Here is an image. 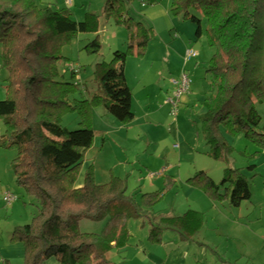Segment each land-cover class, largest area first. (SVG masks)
<instances>
[{
	"label": "trees",
	"instance_id": "16d2710c",
	"mask_svg": "<svg viewBox=\"0 0 264 264\" xmlns=\"http://www.w3.org/2000/svg\"><path fill=\"white\" fill-rule=\"evenodd\" d=\"M131 0H105L103 15L127 32V49L116 50L110 62H97L93 79L98 92L89 100L69 102L77 92L73 82L58 81L60 47L71 37L96 32L98 17L87 14L75 21L64 9L39 7L34 0H0L1 57L7 69L6 94L0 100L3 130L0 148L14 149L12 170L16 185L39 202V212L30 223L14 227L10 240L23 245V264H112L107 254L124 247L130 235L128 219L146 218L147 240L160 244L163 229L177 231L193 240L203 225V214L187 210L177 217H156L152 208L161 191L143 194L141 204L126 194L125 181L112 176L96 184L91 170L83 184L75 186L84 153L93 145L92 110L103 107L122 124L134 119L131 91L124 64L128 56L144 55L153 37L151 27L128 16ZM171 12L194 25V36L206 24L207 43L216 49L208 63L212 86L202 104L201 132L209 147L207 155L225 164L216 183L198 171L186 180L211 201H226L239 207L251 191L239 168L229 167L233 147L224 135H243L256 145L264 144V127L254 101L264 104V0H170ZM98 54L97 38L85 46ZM76 80V71L70 70ZM76 112L78 128L61 126L64 114ZM255 164L247 169L254 171ZM109 214L101 232H81L79 222L99 221ZM95 256L93 262L91 257ZM3 264H11L4 260Z\"/></svg>",
	"mask_w": 264,
	"mask_h": 264
},
{
	"label": "rangeland",
	"instance_id": "374dc122",
	"mask_svg": "<svg viewBox=\"0 0 264 264\" xmlns=\"http://www.w3.org/2000/svg\"><path fill=\"white\" fill-rule=\"evenodd\" d=\"M34 1L39 7L50 5L54 8L64 9L71 14L73 20L78 22L83 21L87 14H94L98 17L96 32L77 34L71 37L68 43L62 44L59 51L62 58L57 63L58 81H71L77 86V92L69 97V102L73 104L75 101L89 100L94 93L98 92V86L92 74L94 65L97 62L108 63L111 61L114 51L127 49L126 29L122 25H116L111 18L103 15L105 0ZM142 3L145 4V7L141 6ZM170 5V0H131L128 16L133 22H141L143 25L151 27L153 37L148 42L144 55L127 57L128 75L131 81L143 75L145 81L139 87H146L148 92L145 95L141 88L139 90L138 87L135 88L132 98L134 119L129 124L120 123L101 106L92 110L91 127L96 131V136L93 145L84 153L75 181V185L79 180L82 185L84 175L89 169L96 184L104 183L109 181L112 176L118 177L121 174V179L125 181L126 194H136V201L141 204L142 194L152 192L155 187L166 185L168 188L174 179L178 186L172 189V193L164 195L156 204L154 210L156 214L153 212L155 216L165 215L172 210L176 211L179 203L185 199L184 193L188 187L186 177L189 173L197 171L195 166L200 167L201 165L208 169L211 177L217 183L221 180L219 173L225 167L223 162L214 161L202 154V149L205 147L207 150L209 147L201 138L200 122L199 118H196L199 113L204 111L202 104L207 91L212 86L211 74L207 68L216 49L207 43L204 21L201 24L202 35L196 39L194 25L183 20L181 16H175L171 12ZM94 38H97L100 44V50L96 55L89 54L85 49L86 44ZM181 49L183 52L179 55ZM188 50L194 51L199 56L196 59L185 61V54ZM169 54L173 58H171V62L175 67L177 63L179 68L183 63L187 64L185 69L182 68L189 73L193 80L190 97H187L185 93L181 95L177 111L174 114H172V107L166 101L172 97L173 92V85L171 86L169 82L172 78H178L179 75L176 74L177 70L166 65ZM70 70L76 71V74L79 72L76 80L71 79ZM6 78L7 69L1 57L0 46V100L5 98ZM155 80L161 81V90L153 86ZM160 93L163 95L161 98L158 95ZM254 105L261 116L260 127L263 128L264 104L254 101ZM163 107L167 110L170 122L160 125L158 123L161 122H158V118L161 115L146 116L147 108ZM176 118L178 123L175 122ZM112 122L122 127L118 129L114 124H111ZM78 123L79 117L76 112L64 114L60 121L61 126L69 130L77 129ZM0 127L3 130L1 120ZM197 134L201 142L199 147L195 146ZM224 137L233 147V154L229 158V167L239 168L246 177L251 191V199L243 202L240 208L228 207L226 201H217V203L224 204L235 215L238 213L246 216L247 223L251 228L256 229L258 226H263L261 231L264 232V144L256 145L241 134L224 135ZM180 145L183 148L188 146L193 149L192 159H182L181 161L178 159ZM168 148L171 150L169 154L166 153ZM15 155L14 149L0 148V254L14 253L10 263L23 264V258L18 257L17 259L16 251L19 250L20 243L11 241L9 237L14 227L30 223L38 214L40 206L33 195L16 185L12 170V161ZM249 164L257 165L254 171L247 169ZM149 173L154 175V177L151 176L152 179L148 177ZM152 181L156 183L154 188H148L149 182ZM176 190H178V199L172 204ZM5 192H11L16 196V200L10 205H6L2 201ZM227 212L228 210L223 208L220 213ZM108 218L109 214L99 221L81 220L79 230L81 232H101ZM210 218L209 223L212 225L216 220L220 221L218 215L213 217V220ZM129 222L134 228L135 240L139 241L141 234L148 230L147 219L144 217L129 219ZM163 234L173 233L171 230H165ZM17 244L18 247H14ZM133 252V250L129 251L128 259L132 257ZM1 257L0 264H3V261L8 258ZM48 260L52 262L54 258ZM140 263L133 256V261L129 264Z\"/></svg>",
	"mask_w": 264,
	"mask_h": 264
},
{
	"label": "crops",
	"instance_id": "0c3cea01",
	"mask_svg": "<svg viewBox=\"0 0 264 264\" xmlns=\"http://www.w3.org/2000/svg\"><path fill=\"white\" fill-rule=\"evenodd\" d=\"M141 6L145 7V4L143 5L142 3ZM182 52H183V49H181V51L179 52V55H181ZM197 56H199V54ZM196 57L194 59H196ZM171 58L172 56L169 54V59L166 61V65H169L170 68H174V70H177L176 71L177 76L180 75L181 72H186L184 69L187 67V64L183 63L181 68L183 67L184 69L182 68L181 70V68H179L178 63L176 67L173 65V63L171 62ZM186 73L189 76L191 83H190L188 91L185 94L187 97H190L191 95L190 90H191V85L193 83V80L191 76L189 75V73L188 72ZM78 75L79 74H77V77ZM124 75H125L126 83L131 91L132 98H133V94H134L133 92L135 88L138 87V90H139L141 88L139 86L143 84V81H145V78L143 77V75H140L139 78L133 79V81H131L128 75L127 60L124 64ZM171 80L169 83L172 86L173 84L171 83ZM161 85H162L161 81L157 82L155 80L153 83V86L158 87V90H161ZM141 89L145 93V95H147V92H148L147 88L143 86ZM173 90H174V85H173ZM160 94H158L159 98L163 96L162 93ZM132 98H131V110H132ZM203 113L204 111H202L201 114L199 113L196 118L200 119V116ZM158 114L161 115L158 118L159 120L158 122H161V123H158V124L161 125V124H165V122L167 123L170 122L169 116L167 114V110L165 107L158 108V109L147 108L146 110V116L147 115H158ZM175 122H177V118ZM111 124L112 125L114 124V126L118 127V129L122 127L121 125L115 124L114 122H112ZM1 129L2 128L0 127V136L2 134ZM102 132H105V131H102ZM200 135H201L202 140L205 141L202 135V132H201V126H200ZM195 139H196L195 146L199 147L201 142H200V138L198 134L195 137ZM208 149L205 150V147H204V149H202L201 152H203L202 154H204L209 159H212L207 155ZM170 151L171 150L168 148V150H166V153L169 154ZM179 151H180V155H177V157L180 161L182 159H190L194 152L192 148L188 146H185V148H183L182 145H180ZM255 166L257 167L256 164ZM195 170L197 171H195L194 173H189V175L186 178L187 179L190 178L198 171H203L209 177H211L208 169H205V167H201V165L200 167L195 166ZM158 174L161 175L160 173ZM219 174L221 178L222 172ZM151 176H152V173H149L148 177L150 179L154 177V175L152 177ZM118 177L122 178V175L120 174ZM178 181L180 182V180ZM104 183H100V184H104ZM171 183L172 184L168 188L166 185H164L163 187H155V190H153L152 192L161 191L162 193L161 199H162L164 195L172 193V189L178 186L176 184L177 182L174 179L172 180ZM155 184L156 183L153 181L149 182L148 188H154ZM75 186L77 187L81 186L80 180L76 182ZM177 191L178 190H176L175 196L172 199V204L173 202L175 203V201H177L178 199ZM135 195L136 194L132 193L129 196L134 197L136 200L137 198L135 197ZM184 197L185 199L183 200V202L179 203V206L176 209V211L172 210L169 213H166L165 215H159V216L177 217V216H181L182 214H184L187 210H194L198 213L203 214V225L201 229L198 231V233L195 235L193 240L185 241L181 238L180 234L177 231L166 228V229H163L162 241L160 244L152 245L148 242L147 240L148 230H146L144 233L142 232L143 234H141V236L139 237L140 238L139 241H136L133 236L134 228L132 224H130L129 219H128L124 221V226L130 235V238L127 244L120 249L111 250V252H114V253L111 255L110 254L111 252H109L107 254V259L112 264L132 263L133 256L136 257V260L138 263L141 262L140 264H264V232L261 231L263 230V226H258L256 227V229L251 228L247 223L246 216L244 217L238 213L237 215L233 214L230 208H227V206L231 207L230 205L226 204L227 206H225L224 204L222 205V204H218L215 201H211L202 191L194 187H191L189 185L187 187L186 193H184ZM241 205L239 206V208L241 207ZM155 206L151 210L152 213L155 210ZM223 208L224 209L226 208L228 212L220 213L221 209ZM216 215H218L220 221L214 220L215 223H213V225L210 224L209 223L210 216H211L210 219L213 220V217H215ZM159 216H156V217H159ZM143 228H145V226H143ZM147 228L149 229L148 224H147ZM165 230L167 231L171 230L173 234L164 235L163 233ZM20 245H21L20 246L21 248L19 247V250L17 249L16 251L17 259L18 257L23 258V255H24L23 245L21 243ZM14 247H18V244L15 245ZM130 250H133L134 252H133L132 257L128 259V253ZM14 255H15L14 253H11L10 255L0 254V256H2L1 258H3V256L8 258L6 260H8L9 262L13 260L12 258ZM91 259L94 262L95 256H92ZM45 264H58V263L54 259V261L52 262L51 260H47Z\"/></svg>",
	"mask_w": 264,
	"mask_h": 264
},
{
	"label": "built area",
	"instance_id": "2783aa9c",
	"mask_svg": "<svg viewBox=\"0 0 264 264\" xmlns=\"http://www.w3.org/2000/svg\"><path fill=\"white\" fill-rule=\"evenodd\" d=\"M196 56L197 54L194 51L188 50L185 54L184 60L188 61L192 58H195ZM171 83L174 85V90L172 92V97L169 98L166 102L171 105L172 114H174L177 111L179 99L181 95L188 91L191 80L185 72H182L177 79H172ZM15 200L16 196L13 195L11 192H5L2 196V201L6 205H10Z\"/></svg>",
	"mask_w": 264,
	"mask_h": 264
}]
</instances>
